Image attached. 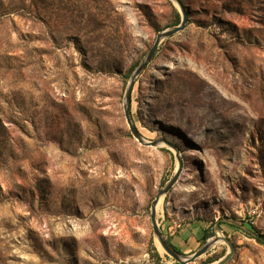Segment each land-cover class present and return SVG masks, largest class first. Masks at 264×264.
<instances>
[{
    "label": "rangeland",
    "instance_id": "1",
    "mask_svg": "<svg viewBox=\"0 0 264 264\" xmlns=\"http://www.w3.org/2000/svg\"><path fill=\"white\" fill-rule=\"evenodd\" d=\"M180 1L132 91L147 146L126 97L174 0H0V264H180L151 219L178 156L164 239L264 264V0Z\"/></svg>",
    "mask_w": 264,
    "mask_h": 264
},
{
    "label": "water",
    "instance_id": "2",
    "mask_svg": "<svg viewBox=\"0 0 264 264\" xmlns=\"http://www.w3.org/2000/svg\"><path fill=\"white\" fill-rule=\"evenodd\" d=\"M175 3L179 6L181 13H182V22L181 25L172 29V30H168L165 31L163 33H160L157 41L153 47V49L151 50V52L149 53L147 59L140 65V67L136 70L134 77L132 79V82L130 84L128 93H127V104L125 107V113H126V118L127 121L130 125L131 131L133 133V135L135 136V138L137 140L140 141V143L147 145V146H156L158 145V143L156 142H146L144 140V138L141 136V134L139 133V131L137 130V128L134 126L132 118H131V96H132V91L134 89V85H135V79L136 77L144 70V68L147 66V64L150 62V60L152 59L154 53L156 52L158 46L160 45L161 41L165 38H169L172 37L174 34L184 30L188 24V16H187V12L186 9L184 7V5L182 4V2L180 0H174ZM178 161H179V169L175 175V177L167 184V186L162 189L159 193V195L157 196V198L155 199L153 206H152V215H151V219H152V223L154 226V231H155V235L160 243V245L162 246V248L167 252V254L169 256H171L172 258H174L176 261H178L180 264H189V263H193L196 260H198L200 257H202L203 255H205L210 248H212L214 246V244H216L218 241H222L224 240L230 247V253L224 257L223 259L219 260L218 262L214 263V264H226L227 262H229L231 260V258L233 257V254L235 252V246L233 245V243L224 235L223 237H215L213 242L210 243H206L198 252H196L193 256L191 257H183L181 253H179L178 251H176L165 239L164 236L158 226L157 223V208L158 205L160 203V200L167 195L174 187V185L178 182L180 175L182 173V169H183V162L180 159V157L178 156Z\"/></svg>",
    "mask_w": 264,
    "mask_h": 264
},
{
    "label": "trees",
    "instance_id": "3",
    "mask_svg": "<svg viewBox=\"0 0 264 264\" xmlns=\"http://www.w3.org/2000/svg\"><path fill=\"white\" fill-rule=\"evenodd\" d=\"M181 16L179 13H177V25L180 24L181 22ZM214 236V233H212L211 231L205 230L204 231V235H203V239L202 242L203 244L207 242V240H209L211 237ZM253 238L256 239L259 243H264V236L263 235H259V234H252ZM169 244L179 253H182L175 245H173L170 241ZM215 262V260H211L208 264Z\"/></svg>",
    "mask_w": 264,
    "mask_h": 264
},
{
    "label": "bare ground",
    "instance_id": "4",
    "mask_svg": "<svg viewBox=\"0 0 264 264\" xmlns=\"http://www.w3.org/2000/svg\"><path fill=\"white\" fill-rule=\"evenodd\" d=\"M160 201H161V200H160ZM159 204H160V203H159ZM158 206H159V205H158ZM213 241H214V240H212V242H213ZM218 242H220V241H218ZM218 242H217V243H218ZM214 245H215V244H214Z\"/></svg>",
    "mask_w": 264,
    "mask_h": 264
},
{
    "label": "crops",
    "instance_id": "5",
    "mask_svg": "<svg viewBox=\"0 0 264 264\" xmlns=\"http://www.w3.org/2000/svg\"><path fill=\"white\" fill-rule=\"evenodd\" d=\"M182 243H179L178 246H181Z\"/></svg>",
    "mask_w": 264,
    "mask_h": 264
}]
</instances>
